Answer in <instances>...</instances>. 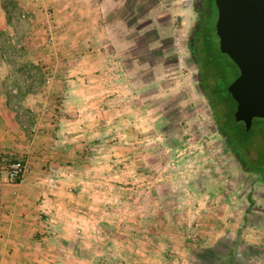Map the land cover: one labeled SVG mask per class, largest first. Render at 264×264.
<instances>
[{
	"label": "rangeland",
	"instance_id": "374dc122",
	"mask_svg": "<svg viewBox=\"0 0 264 264\" xmlns=\"http://www.w3.org/2000/svg\"><path fill=\"white\" fill-rule=\"evenodd\" d=\"M28 1L0 11L20 131L0 134V262L264 264V120L235 119L215 1L199 45L214 107L188 43L195 0ZM15 159L28 168L11 181Z\"/></svg>",
	"mask_w": 264,
	"mask_h": 264
},
{
	"label": "water",
	"instance_id": "95a60500",
	"mask_svg": "<svg viewBox=\"0 0 264 264\" xmlns=\"http://www.w3.org/2000/svg\"><path fill=\"white\" fill-rule=\"evenodd\" d=\"M220 51L239 69L228 87L236 102L235 119L247 131L264 120V0H215Z\"/></svg>",
	"mask_w": 264,
	"mask_h": 264
},
{
	"label": "flooded vegetation",
	"instance_id": "af4514ba",
	"mask_svg": "<svg viewBox=\"0 0 264 264\" xmlns=\"http://www.w3.org/2000/svg\"><path fill=\"white\" fill-rule=\"evenodd\" d=\"M195 4H196V11H197V23L196 26L194 28V31L188 41L189 43V48L191 50L192 53V59H194L197 62L198 67L202 69L203 67V74L206 73V71H208L209 69H213V76H211L210 78H206L204 80V83L207 85V91L208 93H210V91H215L218 86H216V84L213 82V79L215 77L219 76V73H217V68L216 66L213 64V62H210L207 59V55L208 54V48L209 47H205L202 46L203 49V53L204 55H200L199 56V45H203L204 40L202 39V35L204 34V31H202V29H204L205 27V23H206V17L210 14L211 11V0H195ZM226 55V54H225ZM209 61V62H208ZM208 62V63H207ZM207 63L205 68V64ZM206 77V76H205ZM202 78V74H200V79ZM214 84V85H213ZM219 98H221V100H224L225 98H223L221 95L216 94ZM210 100V99H209ZM212 100V98H211ZM243 123V122H242Z\"/></svg>",
	"mask_w": 264,
	"mask_h": 264
},
{
	"label": "crops",
	"instance_id": "0c3cea01",
	"mask_svg": "<svg viewBox=\"0 0 264 264\" xmlns=\"http://www.w3.org/2000/svg\"><path fill=\"white\" fill-rule=\"evenodd\" d=\"M1 3H2V0H0V11H1ZM27 4H30L29 1L27 0ZM1 15H0V20H1ZM110 40V39H108ZM110 46V45H109ZM2 117V119H1ZM1 130H3L1 132ZM0 134L3 136L7 134L8 136V139L13 138V134H17L19 135V125L17 123V121L15 120V116L9 112V110L7 109V104H6V100L3 99L2 96H0ZM11 133V135H10ZM1 135H0V138H1ZM1 141V139H0ZM3 145H6L3 143ZM11 145H9L10 147ZM30 260V259H29ZM35 261V260H33ZM6 262H10L9 264H15V260H10L9 259H1V264H5Z\"/></svg>",
	"mask_w": 264,
	"mask_h": 264
},
{
	"label": "trees",
	"instance_id": "16d2710c",
	"mask_svg": "<svg viewBox=\"0 0 264 264\" xmlns=\"http://www.w3.org/2000/svg\"><path fill=\"white\" fill-rule=\"evenodd\" d=\"M213 1H215V0H213ZM212 51V48L211 47H209L208 48V54H209V56L211 55V52ZM205 68H207L206 66H205ZM203 67H202V69H201V67H200V74H202V78L200 79V85H201V88L202 89H204V91L207 93V95H208V98L210 99L209 101H210V104L212 105V107H214V103H213V99L211 100V98H212V96H211V94L210 93H208V91H207V85L204 83V80L206 79V77L204 76L205 74H203ZM223 90L222 89H219V88H217L214 92L216 93V94H218V95H221V92H222ZM225 91L228 93V95L230 96V98L233 100V98L231 97V95H230V93L228 92V87H226L225 88ZM224 101L227 103V101H226V99H224ZM234 101V100H233ZM235 102V101H234ZM235 104H236V102H235ZM237 105V104H236ZM217 122H218V120H216ZM219 129H220V132L222 133V134H224L225 135V137H226V139L229 141V143L231 144V148H232V150H234V149H236L239 145H244V146H247L246 145V141H237V140H235V139H233V138H231L229 135H227V133L225 132V130L223 129V125H221L220 127H219ZM252 129V128H251ZM250 129V130H251ZM249 130V131H250ZM253 171H255V172H258L260 175H264V168H259V167H255L254 168V170ZM263 178H264V176H263Z\"/></svg>",
	"mask_w": 264,
	"mask_h": 264
},
{
	"label": "built area",
	"instance_id": "2783aa9c",
	"mask_svg": "<svg viewBox=\"0 0 264 264\" xmlns=\"http://www.w3.org/2000/svg\"><path fill=\"white\" fill-rule=\"evenodd\" d=\"M27 163L22 159L11 160L7 166L8 178L11 181L21 180L27 172ZM3 173V168L0 164V178Z\"/></svg>",
	"mask_w": 264,
	"mask_h": 264
}]
</instances>
